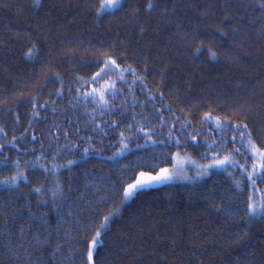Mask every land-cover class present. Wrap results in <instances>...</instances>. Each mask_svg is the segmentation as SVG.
Segmentation results:
<instances>
[{
	"label": "trees",
	"instance_id": "obj_1",
	"mask_svg": "<svg viewBox=\"0 0 264 264\" xmlns=\"http://www.w3.org/2000/svg\"><path fill=\"white\" fill-rule=\"evenodd\" d=\"M101 4L0 0V143L27 177L11 189L0 184V264H87L89 240L117 209L96 264H264V219L245 215L264 183L253 190L238 167L128 203L120 187L138 171L172 166L178 152L207 164L209 145H226L221 158L232 153L234 130L216 129V117L246 123L264 150V0H123L98 18ZM105 58L136 75L81 88L77 78L90 79ZM105 81H116L107 106L78 98ZM172 125L179 145L168 139ZM141 126L164 143L146 144ZM120 133L128 149L116 155ZM234 158L251 170L253 160ZM15 174L2 169L0 181Z\"/></svg>",
	"mask_w": 264,
	"mask_h": 264
},
{
	"label": "snow or ice",
	"instance_id": "obj_2",
	"mask_svg": "<svg viewBox=\"0 0 264 264\" xmlns=\"http://www.w3.org/2000/svg\"><path fill=\"white\" fill-rule=\"evenodd\" d=\"M37 6H39V0H36ZM118 6H123V0H104V3L101 5L100 12L97 14V17L99 18L100 14L105 11V9H116ZM128 7H131V5H128ZM154 5L152 3H149L147 5L148 9H152ZM264 7V5H262ZM135 15V14H134ZM196 52L199 53L200 49L197 48ZM213 58H215L216 53L211 52L210 53ZM29 56L32 55L31 50L28 53ZM102 63L103 66L99 68V71H96L94 75L91 76L90 79H84L83 77H78V82L81 86V88H86L89 85L98 84L101 79L104 78V76H108L111 74H117L118 79L123 80V74L124 73H130L131 75H136V70L132 69L131 66L128 67H121V65L117 62L116 59L113 58H105L103 61L99 62ZM127 83H135V81H124ZM143 83V80L140 81ZM59 95V93H58ZM106 95H111L113 98L116 96V81H112L111 83H108L105 81L104 85H101L100 88H92L91 91L83 93V95H79L78 98L81 99L84 103H97L103 106H107L109 104V101L106 99ZM162 95V93L160 94ZM38 112H34V115H38ZM103 115V113H101ZM178 119V118H177ZM205 120L211 121L213 118L211 116V113H206L204 116ZM187 123V122H186ZM227 125L229 128L234 130V134L230 137V142L233 144H239L240 147L233 148L232 153L228 155H224L223 158L220 157V153L223 151H226V145H221L219 149L212 148L209 145V150L212 152V155L210 157L211 163L206 165H200L197 167V172L195 177H187L184 172L182 166L177 168L174 166L172 169H169L167 167H159L153 168L150 171H138L137 174H133L129 181L121 182V191H122V199L124 201L130 200L133 197H135L139 192L146 190L150 187H152L154 184H163L166 182L173 181L176 179L179 175H184V178L186 179H201L209 174H211L212 169H222L224 171H227L229 168L232 167H238L241 170V175L246 177L247 183L250 185V187L253 190H256L258 188L257 182L260 181L264 183V150L257 147V145L253 142V139L251 138V131L249 130V127L246 123H234L230 120L222 121L219 117L215 118V127L216 129H221L223 125ZM129 128L132 126L129 125ZM175 128V125H172V128L169 129V141L179 145L181 142L178 138L172 136V129ZM103 131V129H101ZM212 129H209V132H211ZM139 133H144L145 136V143L151 142L152 144H159L164 143L163 141H158L153 139V135H155L154 132L151 131H145V126H141L138 129ZM191 140L196 141L197 137L200 135V133L190 134ZM121 136V142H120V150L116 153V155H123L124 152L128 149V144L124 142L125 137L123 133H120ZM239 137V139H237ZM36 137L33 136V140H35ZM12 147H17V138L13 137V140L11 142ZM138 147H143V145H138ZM6 148L5 143H0V170L2 169H15L16 174L10 177H6L4 180L0 181V184L4 185L6 189H11L13 187H16L19 185L21 180L27 179L24 172L20 171L21 168V162L20 159L17 158L15 160H12L8 155L4 154ZM243 149V151H242ZM90 151L89 148H84L83 155H87ZM17 152L19 154V148L17 147ZM177 157L179 156V153L176 154ZM235 155H240L247 159H251L254 162L251 164V170L246 166V164H242L239 162V160L235 159ZM43 158V153L41 156H38L36 159L39 161ZM111 159V157L109 158ZM173 159H176V157H173ZM75 161H68V164H74ZM42 166V165H41ZM56 170L55 166L54 169ZM153 172L155 174L153 175ZM231 176L232 174L229 173ZM236 187L239 188L240 184L239 182H236ZM36 192H40L41 189L37 188L35 189ZM242 194V192H241ZM247 210L245 212V215L248 217V219H253L257 216L264 219V195H261L259 197V201L257 199L250 195L248 197V203H247ZM29 212V218L33 217L35 214L31 213L30 207L27 209ZM219 210V209H218ZM119 212V209H117L114 212H110L108 215L103 217V222L100 224L99 229L95 230L94 235L91 237V239L88 242V248H87V264H96V261L94 259V252L97 249L98 245L102 243L101 237L104 234V229L111 223V219L114 215H116ZM0 214L7 215L6 210H0ZM230 215H238L239 210L233 211L229 213ZM20 217V213H16L13 215L10 219V221H5V226H8L10 223H14L18 218ZM21 233H23V227H21Z\"/></svg>",
	"mask_w": 264,
	"mask_h": 264
},
{
	"label": "rangeland",
	"instance_id": "obj_3",
	"mask_svg": "<svg viewBox=\"0 0 264 264\" xmlns=\"http://www.w3.org/2000/svg\"><path fill=\"white\" fill-rule=\"evenodd\" d=\"M103 3H104V0H102V4ZM113 10H115V9H107L106 8L104 12L113 11ZM178 153H179V156L178 157L176 155L177 153L174 156V157H176V159H174L173 165L170 166V167H167V168L172 169L174 166H176L177 168H179V167L182 166L183 172H184V174L187 177H195L196 176V172H197V167L200 166V165H206L207 164V163H201V162L197 161L196 159H194L192 156H190L188 154H183L181 152H178ZM196 180L197 179H186V178H184V175H179L173 181L166 182V183H163V184H154L152 187H150V188H148L146 190L153 189V188H158V187H162L164 185H168V184H171V183L192 182V181H196ZM129 201H131V199L130 200H127V201H124V203H128Z\"/></svg>",
	"mask_w": 264,
	"mask_h": 264
}]
</instances>
